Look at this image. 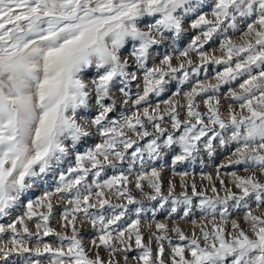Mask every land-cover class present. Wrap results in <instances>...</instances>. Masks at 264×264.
<instances>
[{
  "label": "snow or ice",
  "instance_id": "6c2138e0",
  "mask_svg": "<svg viewBox=\"0 0 264 264\" xmlns=\"http://www.w3.org/2000/svg\"><path fill=\"white\" fill-rule=\"evenodd\" d=\"M206 5L208 0H0V218L9 215L34 178L47 175L74 153V163L59 173L54 191L29 201L24 215L15 221L0 224V234H13L0 242L3 264L13 254L22 257V264H119L115 257L121 255L127 262L133 239L139 250L138 257H133L136 264H165V241L171 249L168 264H264V215H254L249 203L264 209V0H211L208 12L202 10ZM186 20L198 34L179 52L180 64L173 66V57L165 53L159 66L149 67L154 48L166 45L175 50L176 39L187 31ZM227 29L239 31L241 42L222 40L219 58L201 51L214 35ZM125 49L127 56L122 55ZM190 53L200 62L195 63ZM133 64L136 70L129 71ZM208 64L224 65V69L214 77L216 83L197 82L183 93L186 103L179 106L185 109V119H180L178 103L172 99L163 101V111L157 104L151 110L144 107L142 112L110 118L117 103L112 96L116 85L125 97L122 102L128 104L130 85L142 78V94L131 101L138 107L148 102L150 94L160 96L166 77L176 79L180 72L183 85L190 74L198 75ZM89 70L95 74L86 79ZM241 77L239 91L229 88L224 115L216 94L222 85ZM203 94L208 95L202 101V113L196 101ZM174 95H181L179 88ZM92 108L95 115H82ZM93 130L100 142L77 151L76 146ZM216 144L221 148L235 145L234 159L217 167V178L221 168L233 165H245L251 173L231 172L232 187L220 179L223 196L212 185L214 195L208 197L194 183L191 195L182 183L184 191L177 196L172 181L167 196L163 195L161 172L152 164L172 152L175 173L178 164L195 161L201 154L211 158ZM129 149L128 171L136 163L141 169L135 188L142 190L146 181L153 194L142 193L144 197L158 201L160 209L170 201L169 216L183 206L182 219L191 214L193 198L199 197L196 207L205 218L212 217L210 230L195 221L199 236L171 229L177 237L174 244L168 226L156 223L146 245L140 229L143 207L135 208L136 218L125 226L128 205L140 204L129 192L128 176L121 172L103 181L100 178L105 169L123 164ZM179 175L183 180L188 173ZM205 178L211 181V176ZM53 197L69 206L61 215L62 232L49 226ZM113 198L126 203L113 204ZM230 207L246 210L247 230L236 220H231L228 230ZM151 211L154 216L157 209ZM217 213L219 223L215 222ZM34 216H38L35 234L25 224V219L32 221ZM78 219L95 231L88 249L77 228ZM41 232L43 237L55 236V246L43 242ZM33 235L37 246L30 248L26 238ZM101 247L108 260L100 255Z\"/></svg>",
  "mask_w": 264,
  "mask_h": 264
},
{
  "label": "rangeland",
  "instance_id": "374dc122",
  "mask_svg": "<svg viewBox=\"0 0 264 264\" xmlns=\"http://www.w3.org/2000/svg\"><path fill=\"white\" fill-rule=\"evenodd\" d=\"M210 3L211 0H208V5L203 7V11L208 12L210 11ZM195 16L189 17L190 19H194ZM211 18V17H209ZM189 20L185 21V28L187 29L186 32H184L180 37H178L174 43V48H169L166 45H162L160 47L154 48L152 50V58L148 61V66H159V61L163 58L165 53L171 55L173 57L172 64L173 66H178L183 58L181 60H177L176 57L179 55V52L186 48L188 44L190 43L193 36L198 34L197 30H191L188 27ZM143 26V25H141ZM241 29H244V25H240ZM240 35L241 33L239 31L233 32L231 29H227L226 31L216 34L213 36V38L204 46V48L201 50L203 52H206L210 57L215 56L219 58L222 53L219 50V45L222 40L225 38H230L233 40L234 43H240ZM123 56L128 55V49H125L122 51ZM190 58L195 62L199 63V59L196 56L195 53H190ZM187 67V65H186ZM224 69V65H216L214 64V67H212V64H208L206 67H202L200 69V72L198 75H189V79L186 83L183 85H180L179 78L182 75V73L178 72L176 74V79L167 78V83L164 85V90L160 94V96H156L154 93L150 94L148 98L147 103H142L138 107H133L131 101L134 100L137 96V94H142V78L138 79L137 81L132 82V84L129 87L130 91V97L129 103L124 104L122 101L125 99V97L122 96V94L118 91L119 85H116L113 88L112 96L117 101L115 110L113 113H110V118L120 119L123 115H132L134 112H142L144 107H149L150 110L152 108H155L157 104L160 105L161 111L165 108V105L163 104V101L165 100H175L178 103V112L180 113V119H185V109L183 107H180L179 105H184L186 102L183 99V93L188 92L191 90V88L197 83H216L214 77L216 76L217 72H221ZM135 66L134 64L129 68V71H134ZM190 71V70H189ZM95 73L91 70H89L88 73H86L85 78H89L90 76L94 75ZM243 77L238 78L236 81H233L230 85H222L220 88V91L216 94L221 99V105H222V113L226 115L224 112V109L227 107V99L226 95L229 91V88H231L234 91H239V84L242 82ZM137 84L140 85V87H137ZM180 89L181 95L175 96L174 93L177 89ZM208 94H203L201 97H197V104L200 105L199 110L203 113L205 111L203 107V99L207 97ZM106 103H109L110 101H105ZM233 106L237 107L235 102H233ZM237 110L238 107H237ZM82 115L85 116H92L95 115V109H89L82 113ZM145 123H147L145 121ZM165 125L169 127L170 129V121L167 117H165L164 121ZM149 131H153V129L149 126ZM99 137L93 130V134L90 137L84 138L77 146L76 150L83 152L87 150V148L93 146L95 143H98ZM140 143H144V141H141ZM235 145L229 144L225 148L219 147L218 144H216V151L214 155L209 158L206 155L201 154L197 157L195 161H187L182 164H178L175 168V173L173 172V169L171 168V158L173 153L169 152L167 153L162 160L156 161L154 164H152V167L157 168L161 172V181H162V192L163 195L167 196L168 191V182L172 181L175 185V195L179 196V194L184 191L180 187L182 183H185L188 185L187 191L188 194L191 195V185L194 183L197 187L198 191H205L206 195L208 197H212L214 194L211 192V186L214 185L219 192L220 196L224 195V190L221 188L219 180L223 179L228 187H232L230 184L231 172H235L239 176H247L251 173V170L245 171V165H233L232 167L228 168H221L219 171V178L217 174V167L222 164H226L230 159H234L232 157L231 153L234 150ZM132 150L129 149V155L127 156L126 160L123 162V164H118L115 169L107 168L105 169L104 173H102L101 181L104 179H108L113 175H119L121 172H123L124 175H127L129 178V185L128 189L130 194L138 201H140V204L138 205H128L129 212L125 217V220L123 223L125 226L127 223H130L132 219H135V208L136 207H143L144 211L141 213L140 216V229L141 233L143 235V242L147 245L149 242V239L151 237V233H155V224L156 223H163L168 226L169 232L168 236L173 241V243H177V237L175 234L171 231V229L179 228L181 229L186 235L191 237L192 233L195 232L197 236L200 235V229L199 227H194L193 221H195L196 225H205L210 230L211 223H212V217L205 218L204 215L201 213V211L196 207V205L199 202V197L193 198V208L191 211V214L188 217H183V206H180L178 208L177 213L172 214L169 216L170 208H171V202L169 201L168 204L164 206L163 209H160L158 206V201H150L144 197L142 193H146L148 195H152L153 192L150 188L147 187V182L142 181V190H137L135 188V178L140 172V165L139 163H136L132 165V171L129 172V162L131 161L130 152ZM203 161V163H201ZM70 163H74V153L69 155L58 167H54L51 172H49L47 175H44L42 178H34L35 182L33 183V186L28 189L22 196L20 201L17 202V204L9 210V215H6L2 218H0V224H9L16 220L17 217L23 216L26 209V204L29 201H35L37 198L43 196L45 191H54L55 189V181L58 179L59 173L68 168ZM145 171H150V168L145 167ZM187 172L188 175L183 177V180L181 179V176L179 173ZM259 176V174L257 173ZM211 176V181L206 179L205 177ZM91 180V177H89V182ZM107 192V190H105ZM233 191H236V189L233 188ZM113 204L118 203H126L124 200H116L113 198L112 200ZM53 203V213L52 217L49 221V226L54 229L56 232H62L65 231L61 228V215L64 211L65 207H69L67 205L66 201L59 200L56 197H53L52 200ZM250 205L253 207V214L254 215H264V209H256L254 207V202L250 201ZM156 208L157 211L155 215L153 216L151 209ZM35 211L39 212L42 211V209H35ZM246 211L245 209H239L237 210L234 207H230V217L228 220V223L226 227L229 231H231L230 228V222L231 220H236L242 228H245L247 230V224L243 221V213ZM108 212H105V215H107ZM38 219V216H34L32 221H29L25 219V224L28 226L29 230L35 234L36 228H35V221ZM220 218L217 213L216 215V223H219ZM19 227V226H17ZM77 228L80 230V235L82 237L83 243L85 245V248L88 249L90 246V241L95 238V231L91 228L88 224L81 225L80 220H77ZM68 234H71V230H67ZM12 233L10 231H6L3 234H0V242H6L12 237ZM20 236H23V232L19 233ZM41 236L43 238V242L51 243L55 246L56 243V237L55 236H47L43 237V233L41 232ZM35 235H33L32 239L28 240L26 238V242L30 248H35L36 242H35ZM133 251L128 252L126 255L128 257V261L126 262L121 255H117L115 257L116 260L119 261V264H136V260L133 259V257H138L139 250L135 249V242L134 239L131 241ZM151 247L153 251L156 250V244L153 241L151 244ZM165 247V253H164V259L165 264H168V258L169 254L171 252V249L168 247L167 241L164 242ZM100 255L105 259L108 260V253L101 247L99 249ZM24 256H27L28 254H23ZM89 255L93 256L94 252L89 251ZM41 260H44V257L40 258ZM0 264H3V261H0ZM8 264H22V257L13 254L10 256Z\"/></svg>",
  "mask_w": 264,
  "mask_h": 264
},
{
  "label": "trees",
  "instance_id": "16d2710c",
  "mask_svg": "<svg viewBox=\"0 0 264 264\" xmlns=\"http://www.w3.org/2000/svg\"><path fill=\"white\" fill-rule=\"evenodd\" d=\"M212 67H214V64H212Z\"/></svg>",
  "mask_w": 264,
  "mask_h": 264
}]
</instances>
